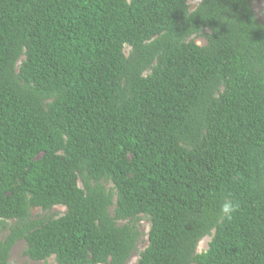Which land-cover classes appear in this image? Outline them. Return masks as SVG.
<instances>
[{
	"label": "trees",
	"instance_id": "1",
	"mask_svg": "<svg viewBox=\"0 0 264 264\" xmlns=\"http://www.w3.org/2000/svg\"><path fill=\"white\" fill-rule=\"evenodd\" d=\"M189 1L0 0V264H264V23Z\"/></svg>",
	"mask_w": 264,
	"mask_h": 264
},
{
	"label": "rangeland",
	"instance_id": "2",
	"mask_svg": "<svg viewBox=\"0 0 264 264\" xmlns=\"http://www.w3.org/2000/svg\"><path fill=\"white\" fill-rule=\"evenodd\" d=\"M202 0H190L191 9H194ZM252 7L256 13L258 20L264 23V0H252ZM196 41L203 45L206 43V40L202 37L196 38ZM130 48L126 47L125 52L126 54L129 53ZM112 185V184H111ZM110 185V186H111ZM66 211L64 206L58 205L50 212H44L40 208H36L32 211L33 217H44L50 215H61ZM140 229L143 233L138 250L134 253L132 258L129 260L128 264H134L140 255V252L143 251L148 245V233L150 229V223L148 219H142L140 222ZM5 233L0 230V241L4 238ZM211 240V236H207L203 238L198 245V251L202 252L205 251L208 247V243ZM27 248L26 242L24 240L19 241L11 251L10 261L16 264H58L54 257H50L46 261H35L32 260L25 254V250Z\"/></svg>",
	"mask_w": 264,
	"mask_h": 264
},
{
	"label": "clouds",
	"instance_id": "3",
	"mask_svg": "<svg viewBox=\"0 0 264 264\" xmlns=\"http://www.w3.org/2000/svg\"><path fill=\"white\" fill-rule=\"evenodd\" d=\"M223 210H224V212H228V211L230 210V209H229V205L225 204Z\"/></svg>",
	"mask_w": 264,
	"mask_h": 264
}]
</instances>
